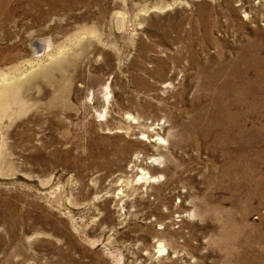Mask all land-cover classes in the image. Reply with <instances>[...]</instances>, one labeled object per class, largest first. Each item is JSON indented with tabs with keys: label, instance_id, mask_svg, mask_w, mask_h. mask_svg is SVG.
<instances>
[{
	"label": "rangeland",
	"instance_id": "rangeland-1",
	"mask_svg": "<svg viewBox=\"0 0 264 264\" xmlns=\"http://www.w3.org/2000/svg\"><path fill=\"white\" fill-rule=\"evenodd\" d=\"M0 3V264H264V0Z\"/></svg>",
	"mask_w": 264,
	"mask_h": 264
},
{
	"label": "bare ground",
	"instance_id": "bare-ground-1",
	"mask_svg": "<svg viewBox=\"0 0 264 264\" xmlns=\"http://www.w3.org/2000/svg\"><path fill=\"white\" fill-rule=\"evenodd\" d=\"M38 1H42V0H38ZM47 1H50V0H47ZM2 5H3V4L0 3V9L2 8ZM51 8L54 9V7H51ZM47 43H48V42H47ZM47 43L42 41V45L40 44V45H41L40 48H44V47L46 46ZM263 45H264V44H263ZM36 51H37V50H36ZM257 78H258V77H257ZM238 87H239V88H243L244 86L240 84V85H238ZM239 91H240V90H239ZM245 128H246V127H245ZM239 129H240V128H239ZM242 134H244V133H242Z\"/></svg>",
	"mask_w": 264,
	"mask_h": 264
}]
</instances>
